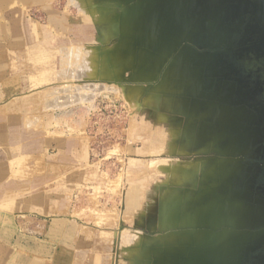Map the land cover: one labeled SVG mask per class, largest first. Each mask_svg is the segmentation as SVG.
<instances>
[{"label":"rangeland","instance_id":"rangeland-1","mask_svg":"<svg viewBox=\"0 0 264 264\" xmlns=\"http://www.w3.org/2000/svg\"><path fill=\"white\" fill-rule=\"evenodd\" d=\"M245 1L41 0L35 9L66 29L54 37L61 68L46 100L65 105L50 108L53 131L39 133L88 142V176L73 180L67 213L96 241L90 264H262L264 236L228 255L193 242L233 229L198 213L214 198L264 215V81L246 71L264 58L260 32L247 12L224 16ZM224 165L234 169L225 181ZM247 229L256 236L264 225Z\"/></svg>","mask_w":264,"mask_h":264},{"label":"crops","instance_id":"crops-1","mask_svg":"<svg viewBox=\"0 0 264 264\" xmlns=\"http://www.w3.org/2000/svg\"><path fill=\"white\" fill-rule=\"evenodd\" d=\"M40 2L0 0V264H90L96 241L67 213L73 180L88 176V142L39 133L53 131L50 108L65 105L46 100L61 68L54 37L66 34L55 18L42 23Z\"/></svg>","mask_w":264,"mask_h":264},{"label":"bare ground","instance_id":"bare-ground-1","mask_svg":"<svg viewBox=\"0 0 264 264\" xmlns=\"http://www.w3.org/2000/svg\"><path fill=\"white\" fill-rule=\"evenodd\" d=\"M129 1V0H127ZM143 1V0H142ZM166 2V1H164ZM145 3V2H144ZM173 3V2H172ZM175 5V4H174ZM166 6V5H165ZM229 6V5H228ZM228 9V7H226ZM175 9V8H174ZM178 10V9H177ZM138 14V12H136ZM177 13V12H176ZM180 15V13H179ZM181 15H183L181 13ZM178 16V15H177ZM168 18V17H167ZM230 18V17H229ZM228 18V19H229ZM182 19V18H181ZM183 20V19H182ZM165 22V21H164ZM180 22H183V21H180ZM179 23V22H178ZM172 24V23H171ZM201 24V23H200ZM167 25V24H166ZM165 25V26H166ZM161 26V25H160ZM163 27V25H162ZM166 28V27H165ZM173 28V27H172ZM184 28V27H183ZM163 29V28H162ZM184 32V31H183ZM179 37V36H178ZM179 40V39H178ZM189 41V40H188ZM165 48V47H164ZM163 49V48H162ZM173 49H175L173 47V45H167L166 46V50L167 52L166 53H169V52H173ZM165 53V54H166ZM170 55V54H169ZM166 56H168V54H166ZM178 58V57H177ZM179 60V61H178ZM178 62H180L182 59L178 58ZM183 61V60H182ZM185 62V61H184ZM175 63V62H174ZM180 64L182 65V62L179 63L178 66H180ZM173 66V65H172ZM177 66V67H178ZM174 70L176 68H174V66L172 67ZM178 69V68H177ZM210 107V106H209ZM210 110V109H208ZM212 111V109H211ZM229 112V110H227ZM207 112V111H206ZM203 115V114H202ZM209 115V114H208ZM194 116V115H193ZM207 116V115H206ZM221 116V114H220ZM219 116V117H220ZM217 117V116H216ZM221 118V117H220ZM231 118V117H230ZM217 119V118H216ZM223 119V118H221ZM226 119V118H225ZM224 119V120H225ZM229 120V119H228ZM230 123V122H229ZM229 125V124H228ZM221 135V134H220ZM228 135V134H227ZM222 136V135H221ZM226 136V135H225ZM223 138V137H222ZM215 143V142H213ZM223 168V167H222ZM232 167H228V166H225L224 165V171L222 170L221 171V174L219 172L220 175H222V180L224 179H227L229 177V175L232 171L231 169ZM234 171V169H233ZM235 171H236V168H235ZM223 172V173H222ZM218 174V176H219ZM234 175V174H233ZM229 179V178H228ZM225 181V180H224ZM228 182V181H227ZM217 185V184H215ZM214 192V191H213ZM212 192V193H213ZM216 194V192H215ZM215 200L210 204V205H207L205 208L201 209L199 208L198 210H200V212L198 213H203L205 215V211H206V215L207 212L211 214H213L212 218L210 217L211 220H209L211 222V225L214 227V228H219V227H222V225H227L228 227H233V229H229V228H223L222 232H215V231H210V232H198V234H195V240L193 241L194 243L198 244L196 246V249L197 251L199 249H201V247L203 245H206L209 246L208 247V250L207 251H210L211 254H214V251L216 249H223V254H230L232 253V249L234 250V248L236 247L237 244H240V245H249L252 240H257V239H260L264 236V232H261V233H258L256 236H252L250 235L247 231H243V229L245 230H248L247 228H253V227H257V226H262L264 225V215L262 214L261 210L259 207H257V210H254V209H251L247 206H242V208H239V207H236V208H233L229 205H224V204H218L217 202V198H214ZM243 203V202H242ZM197 214V213H196ZM203 217V216H202ZM200 218V217H199ZM199 221V220H198ZM206 221V219H205ZM204 221V222H205ZM201 222V221H200ZM202 223V222H201ZM204 225V224H203ZM236 227H239V228H236ZM242 230V231H241ZM194 236V235H193ZM195 244V245H196ZM212 246V247H211ZM195 247V246H194ZM182 249V248H181ZM186 249V248H184ZM195 249V248H194ZM195 249V250H196ZM204 250V249H203ZM179 251V250H178ZM183 251V250H182ZM186 251V250H185ZM201 251V250H200ZM202 252V251H201ZM205 252V251H204ZM179 252H177L178 254ZM191 253V252H188V254ZM173 253L170 254V256L172 255ZM175 253V255H177ZM184 254V253H182ZM181 254V256H182ZM193 254V253H192ZM174 255V257H175ZM180 255V254H178ZM186 256L187 255V252L185 254ZM165 256V255H164ZM163 256V257H164ZM184 256V255H183ZM185 256V257H186ZM190 256V255H189ZM194 256V255H193ZM173 257V255H172ZM203 257V256H202ZM176 258V257H175ZM191 257H189L190 259ZM200 256H195V258L192 260V261H187L188 260V257H187V260H185L184 262H188L187 264H201L199 263V260H200ZM222 258V256H221ZM163 259V258H162ZM168 256H167V260H168ZM173 259V258H171ZM171 259H169V263L171 262H175V263H178L179 261L174 260V261H170ZM220 260V259H219ZM225 259H223L224 261ZM165 261V260H164ZM208 261V260H207ZM168 262V261H166ZM225 262V261H224ZM163 263V261H162ZM161 263V264H162ZM173 263V264H175ZM182 263V262H180ZM165 264V263H164Z\"/></svg>","mask_w":264,"mask_h":264},{"label":"water","instance_id":"water-1","mask_svg":"<svg viewBox=\"0 0 264 264\" xmlns=\"http://www.w3.org/2000/svg\"><path fill=\"white\" fill-rule=\"evenodd\" d=\"M241 12H247L252 16L254 28H257L260 32L254 46L264 56V0H247L240 2L238 5H230L228 11L224 12V16L229 17L233 13L238 14ZM261 263L264 264V258Z\"/></svg>","mask_w":264,"mask_h":264},{"label":"flooded vegetation","instance_id":"flooded-vegetation-1","mask_svg":"<svg viewBox=\"0 0 264 264\" xmlns=\"http://www.w3.org/2000/svg\"><path fill=\"white\" fill-rule=\"evenodd\" d=\"M247 62L250 63V65H248L247 67V72L249 73H256V74H260L262 77V80L264 81V58L260 59V60H247Z\"/></svg>","mask_w":264,"mask_h":264}]
</instances>
